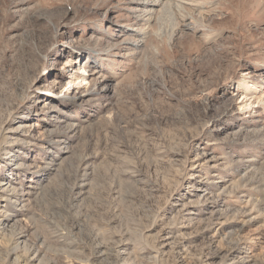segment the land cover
<instances>
[{"label":"rangeland","instance_id":"rangeland-1","mask_svg":"<svg viewBox=\"0 0 264 264\" xmlns=\"http://www.w3.org/2000/svg\"><path fill=\"white\" fill-rule=\"evenodd\" d=\"M149 1L0 0V264H264V0Z\"/></svg>","mask_w":264,"mask_h":264},{"label":"bare ground","instance_id":"bare-ground-1","mask_svg":"<svg viewBox=\"0 0 264 264\" xmlns=\"http://www.w3.org/2000/svg\"><path fill=\"white\" fill-rule=\"evenodd\" d=\"M160 3L162 1L167 2V5H165L163 12L168 11L169 13L173 14L175 12V10L180 9L181 7L178 5V3H173L171 0H158ZM149 2H155V0H151ZM175 6V9H172ZM145 11L147 16L150 15L151 13V6L150 5H145ZM180 12V11H179ZM190 17L192 19H197L195 18L192 14L190 15ZM150 17L148 16L147 19H149ZM188 25V24H187ZM96 70V69H95ZM86 71V67H85V63L82 62L81 60L74 62V72L71 74V79L68 81V83H73L74 85V90L72 92V94H75L76 96L80 95L83 91H80L79 89V85L82 84V82H84L87 78L85 77L84 73ZM79 84V85H78ZM74 96V97H76ZM260 97V96H259ZM249 98H252L249 97ZM260 99V98H259ZM247 104L244 101L240 106L241 107H245ZM25 126L23 124H20L17 126V132L18 131H23L22 128H24ZM20 129V130H19ZM71 129V128H70ZM19 133V132H18ZM22 135L19 134L18 137ZM20 138L15 137V141H20ZM25 140V139H24ZM19 165V163H17ZM11 182V183H10ZM12 181H4V179H0V199H10L12 196L14 197L15 193L20 191V190H16L15 187L12 186ZM27 193L25 191H22L21 193ZM4 196H6V198H4ZM0 225L4 226L6 225V218L4 216L0 217ZM99 249V248H98Z\"/></svg>","mask_w":264,"mask_h":264}]
</instances>
